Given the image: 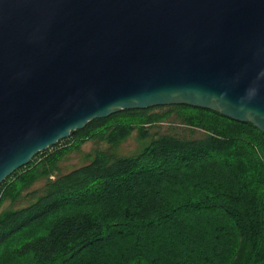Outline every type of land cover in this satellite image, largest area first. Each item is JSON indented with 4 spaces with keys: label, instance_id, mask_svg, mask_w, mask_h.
I'll return each instance as SVG.
<instances>
[{
    "label": "trees",
    "instance_id": "trees-1",
    "mask_svg": "<svg viewBox=\"0 0 264 264\" xmlns=\"http://www.w3.org/2000/svg\"><path fill=\"white\" fill-rule=\"evenodd\" d=\"M89 141L109 150L60 173ZM0 264H264V133L187 105L92 120L0 185Z\"/></svg>",
    "mask_w": 264,
    "mask_h": 264
},
{
    "label": "water",
    "instance_id": "water-1",
    "mask_svg": "<svg viewBox=\"0 0 264 264\" xmlns=\"http://www.w3.org/2000/svg\"><path fill=\"white\" fill-rule=\"evenodd\" d=\"M169 105L264 133V0H0V185L92 120Z\"/></svg>",
    "mask_w": 264,
    "mask_h": 264
},
{
    "label": "rangeland",
    "instance_id": "rangeland-1",
    "mask_svg": "<svg viewBox=\"0 0 264 264\" xmlns=\"http://www.w3.org/2000/svg\"><path fill=\"white\" fill-rule=\"evenodd\" d=\"M162 131L164 132L166 128L169 126L167 123H162ZM64 146V144L60 145ZM145 146L144 142H140L137 139V134H133L129 139L121 143L114 151L119 156H132L137 153H139L143 147ZM97 150H109V146L106 143L102 142H87L84 145L80 147L77 151L71 153L66 157L62 162L61 165H59V172L62 174L68 173L69 171H72L74 169H77L79 167H82L86 164H88L92 157L94 156L95 152ZM54 150H51L53 152ZM50 152V153H51ZM44 184V181L37 182L34 186H31L32 188L41 187ZM24 202H27V200L23 199ZM20 204L24 203H17L14 207H19ZM9 203H6V206H8Z\"/></svg>",
    "mask_w": 264,
    "mask_h": 264
}]
</instances>
